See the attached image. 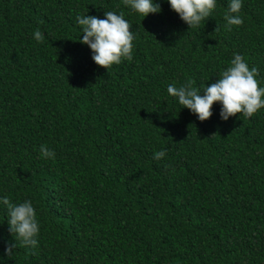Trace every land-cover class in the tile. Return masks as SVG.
<instances>
[{
    "label": "trees",
    "instance_id": "16d2710c",
    "mask_svg": "<svg viewBox=\"0 0 264 264\" xmlns=\"http://www.w3.org/2000/svg\"><path fill=\"white\" fill-rule=\"evenodd\" d=\"M154 2L143 18L122 0H0V200L31 201L40 225L6 256L0 203V264H264V109L223 121L216 103L201 122L167 93L203 91L235 54L264 87V0H242L230 31V0L198 29ZM107 11L135 35L109 70L77 22Z\"/></svg>",
    "mask_w": 264,
    "mask_h": 264
},
{
    "label": "clouds",
    "instance_id": "9594fccd",
    "mask_svg": "<svg viewBox=\"0 0 264 264\" xmlns=\"http://www.w3.org/2000/svg\"><path fill=\"white\" fill-rule=\"evenodd\" d=\"M122 2L143 18L149 14H159L161 11L160 4L154 0ZM167 3L188 29H198L202 22L205 23L211 17L217 6V0H167ZM242 7V0H230L224 17L229 31L232 26H242ZM104 16V19H99L96 16L80 15L77 16V22L83 33L79 43L91 50L95 65L109 70L113 65H119L125 60L132 61L135 35L131 31L132 25L123 14L107 11ZM33 38L37 42H43L45 39L39 30L33 34ZM257 76L258 69H250L244 57L235 54L230 66L221 73L215 83L206 86L203 91L194 86L195 81L187 80L180 86L170 84L167 93L176 98L182 108L195 114L201 122L210 118L211 109L216 103L221 105L220 118L223 121L237 114L252 118L264 109V87L259 85ZM39 152L42 158H55V153L46 145H41ZM165 155V151H158L154 153L153 158L160 160ZM0 203L7 208L8 229L15 240V244L5 249V255H13L16 241L23 247L35 249L38 246L40 225L32 202L26 200L14 204L5 197Z\"/></svg>",
    "mask_w": 264,
    "mask_h": 264
}]
</instances>
